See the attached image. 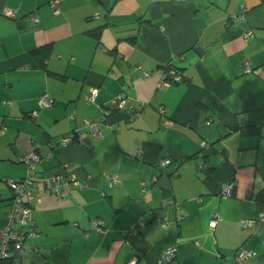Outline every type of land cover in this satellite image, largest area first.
Wrapping results in <instances>:
<instances>
[{"label": "crops", "instance_id": "obj_1", "mask_svg": "<svg viewBox=\"0 0 264 264\" xmlns=\"http://www.w3.org/2000/svg\"><path fill=\"white\" fill-rule=\"evenodd\" d=\"M52 1L0 0V228L8 182L38 156L36 236L4 264H158L172 246L169 264H237L239 249L264 264V0Z\"/></svg>", "mask_w": 264, "mask_h": 264}, {"label": "built area", "instance_id": "obj_2", "mask_svg": "<svg viewBox=\"0 0 264 264\" xmlns=\"http://www.w3.org/2000/svg\"><path fill=\"white\" fill-rule=\"evenodd\" d=\"M58 4L59 0H53L50 3L51 8L55 13H58ZM4 15L8 17H13L14 12L10 9H6L4 11ZM34 22H37L38 19L32 17ZM250 33H246V37L249 36ZM168 76V80L167 77ZM180 77L176 76L173 72L165 74L164 82L172 83L180 81ZM128 85V84H127ZM98 90L96 88L90 89L85 95L84 100L87 104H92L95 101L97 96ZM113 105L116 108L122 109L125 106V96L124 93H120L118 96L115 97L113 100ZM39 107L40 108H47L52 105V100L47 97H42L39 100ZM37 112H31L30 116L34 118ZM84 125L94 134H98V124L94 123L88 119L84 120ZM2 132V130H0ZM69 138H64L62 142H69ZM38 161V156L34 153L29 155L24 159V162L28 165V172L33 170V163ZM170 163V160L166 159L160 162V166L164 167ZM27 175L23 180L20 181H9L8 186L11 189L13 196L11 201V209L7 217V222L4 227L0 228V260H7L12 261L14 260L21 252L23 248V242L26 237L25 229L29 227L28 235L36 236V232L32 227V220H31V212H32V205L35 201L33 187H32V177ZM61 175H56L52 178L53 182L57 183H64L65 180ZM109 186H113L119 183V178L117 175L109 176L108 178ZM70 184L76 186L78 188H82L83 184L81 181L70 178ZM69 183V182H68ZM51 191L57 194L56 186H52ZM64 192H61L63 195ZM222 193L224 195H230L231 193V186H223ZM220 220L217 212L213 214V217L210 220L211 225H216V223ZM258 220H264V211H260L258 214ZM257 220V221H258ZM257 221L254 220H239L238 226L240 229L251 228ZM167 223L164 222L163 226H166ZM93 228L98 232H103L102 223L99 220H95L92 222ZM176 247L172 246L167 248L158 260V264H169L172 262L176 257ZM251 252L247 249H239L236 253L237 264H242L243 260L249 258L251 256ZM135 262L133 260L131 263Z\"/></svg>", "mask_w": 264, "mask_h": 264}, {"label": "trees", "instance_id": "obj_3", "mask_svg": "<svg viewBox=\"0 0 264 264\" xmlns=\"http://www.w3.org/2000/svg\"><path fill=\"white\" fill-rule=\"evenodd\" d=\"M35 53V52H34ZM33 53V54H34ZM43 53V52H42ZM38 54V53H37ZM47 56H48V52H44L42 55H41V57H42V59H46L47 58ZM167 77V80L169 79L168 78V76H166ZM4 263H10V261H7V260H0V264H4Z\"/></svg>", "mask_w": 264, "mask_h": 264}]
</instances>
